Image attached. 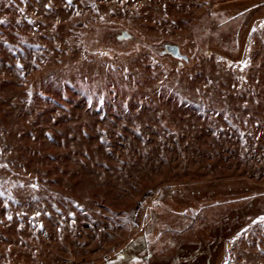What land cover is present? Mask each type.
Returning <instances> with one entry per match:
<instances>
[{"label":"rangeland","instance_id":"obj_1","mask_svg":"<svg viewBox=\"0 0 264 264\" xmlns=\"http://www.w3.org/2000/svg\"><path fill=\"white\" fill-rule=\"evenodd\" d=\"M260 217L264 0H0V264H264Z\"/></svg>","mask_w":264,"mask_h":264},{"label":"water","instance_id":"obj_2","mask_svg":"<svg viewBox=\"0 0 264 264\" xmlns=\"http://www.w3.org/2000/svg\"><path fill=\"white\" fill-rule=\"evenodd\" d=\"M129 36L130 35L127 32L123 33V37L128 38ZM166 51H167V53H169L175 57H178V58L183 57L186 59V56H182L179 49L175 46H167Z\"/></svg>","mask_w":264,"mask_h":264},{"label":"trees","instance_id":"obj_3","mask_svg":"<svg viewBox=\"0 0 264 264\" xmlns=\"http://www.w3.org/2000/svg\"><path fill=\"white\" fill-rule=\"evenodd\" d=\"M131 244H132V243H131ZM128 246H130V245H128ZM127 250H130V249L128 248ZM129 252H130V251H129ZM107 262H109V259H108ZM112 262H113V261L109 262L108 264H113Z\"/></svg>","mask_w":264,"mask_h":264},{"label":"snow or ice","instance_id":"obj_4","mask_svg":"<svg viewBox=\"0 0 264 264\" xmlns=\"http://www.w3.org/2000/svg\"><path fill=\"white\" fill-rule=\"evenodd\" d=\"M21 68H22V66H21ZM259 219L262 220V221H264V217H260Z\"/></svg>","mask_w":264,"mask_h":264}]
</instances>
